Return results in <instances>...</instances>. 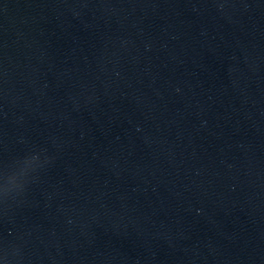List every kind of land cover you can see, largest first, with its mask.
Instances as JSON below:
<instances>
[{
  "label": "clouds",
  "instance_id": "clouds-1",
  "mask_svg": "<svg viewBox=\"0 0 264 264\" xmlns=\"http://www.w3.org/2000/svg\"><path fill=\"white\" fill-rule=\"evenodd\" d=\"M25 187H26V186H23V187L21 188V192L25 189Z\"/></svg>",
  "mask_w": 264,
  "mask_h": 264
}]
</instances>
